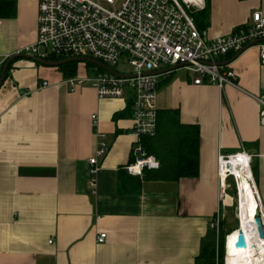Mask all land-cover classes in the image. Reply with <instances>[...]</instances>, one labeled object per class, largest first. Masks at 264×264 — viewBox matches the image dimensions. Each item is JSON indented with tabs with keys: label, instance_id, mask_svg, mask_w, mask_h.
Masks as SVG:
<instances>
[{
	"label": "crops",
	"instance_id": "crops-1",
	"mask_svg": "<svg viewBox=\"0 0 264 264\" xmlns=\"http://www.w3.org/2000/svg\"><path fill=\"white\" fill-rule=\"evenodd\" d=\"M209 10L208 35L228 37L264 12V0H209ZM37 16L38 0H16L14 16L0 19L1 55L36 42ZM261 46L219 59L237 75V88L194 85L183 68L160 71L159 111L178 110L182 124L200 129V174L145 181L138 194L118 188L135 159L130 100H100L90 84L73 93L59 67L14 60L0 87V264H197L210 222L226 207L220 154L252 156L264 212V127L250 97L264 90ZM101 70L80 62L76 76L91 79ZM44 81L50 86L40 88ZM93 115L110 147L95 196L88 189ZM102 233L108 237L100 244Z\"/></svg>",
	"mask_w": 264,
	"mask_h": 264
},
{
	"label": "built area",
	"instance_id": "built-area-1",
	"mask_svg": "<svg viewBox=\"0 0 264 264\" xmlns=\"http://www.w3.org/2000/svg\"><path fill=\"white\" fill-rule=\"evenodd\" d=\"M195 7L186 0H38L36 42L17 55L27 54L47 61L87 57L119 73L121 77L102 69L94 78L75 76L67 83L73 93L90 84L100 100H130L134 122L132 135L136 138L135 160L125 171L129 175L142 176L145 169L160 168L156 157L147 155L142 141L157 133L162 69H167L165 74H169L170 68L180 66L190 72L194 85L237 88V75L219 59L242 53L254 43L262 45L264 61V12H255L248 25L238 27L228 37L211 38L207 30L199 29L194 22L192 11ZM10 58L0 54V70ZM120 63L131 67L132 71H118L115 67ZM49 86L44 81L40 88ZM250 97L260 105L259 122L264 127V90ZM92 121L97 146L88 159V189L89 194L95 196L100 160L106 157L110 147L106 134L98 130V116L93 115ZM238 154L218 157L222 204L227 196L228 179L237 182L227 167ZM249 159L252 165V156ZM220 215L219 212L210 222V230L219 231ZM262 221L264 224V218ZM107 237L102 233L97 242L103 244Z\"/></svg>",
	"mask_w": 264,
	"mask_h": 264
},
{
	"label": "trees",
	"instance_id": "trees-1",
	"mask_svg": "<svg viewBox=\"0 0 264 264\" xmlns=\"http://www.w3.org/2000/svg\"><path fill=\"white\" fill-rule=\"evenodd\" d=\"M206 3L202 11L195 9L192 11V18L201 30H206L210 21L209 0H206ZM15 8L16 0H0V19L13 17ZM53 60L62 61L63 59ZM77 65L78 63H69L60 66L59 69L65 79H70L76 76ZM142 145L147 155L155 156L160 162V168L158 170L145 169L142 176L136 177L121 172L118 182L120 193L138 194L145 181H179L181 178L199 176L200 129L198 126L182 124L178 110L159 111L157 133L152 138H144ZM252 173L257 180L258 175L255 168H252ZM216 237V233L210 230L203 241L197 264H217ZM225 252L226 239L221 247L219 264H224Z\"/></svg>",
	"mask_w": 264,
	"mask_h": 264
},
{
	"label": "bare ground",
	"instance_id": "bare-ground-1",
	"mask_svg": "<svg viewBox=\"0 0 264 264\" xmlns=\"http://www.w3.org/2000/svg\"><path fill=\"white\" fill-rule=\"evenodd\" d=\"M186 1L196 6L201 2V0ZM249 160V156L245 153L238 154L227 167L228 171H232V175L237 179L239 184L238 229L242 228L245 232L248 245L245 250L236 249L235 243L237 241L238 229L230 233L226 238L228 264H264V238L260 236L259 227L256 224V218L260 217L261 207ZM227 170L224 167V172ZM245 182L252 184L253 191L242 189ZM253 194L257 197L256 200L253 199Z\"/></svg>",
	"mask_w": 264,
	"mask_h": 264
},
{
	"label": "rangeland",
	"instance_id": "rangeland-1",
	"mask_svg": "<svg viewBox=\"0 0 264 264\" xmlns=\"http://www.w3.org/2000/svg\"><path fill=\"white\" fill-rule=\"evenodd\" d=\"M118 71L121 72H131L132 69L126 64L120 63L118 66L115 67ZM238 182V181H237ZM233 178H229L227 181V196L225 199L226 207L221 212V222L219 231L216 232V254H217V261L216 263L219 264L221 260V247L227 236L232 233L234 230L238 229L239 227V219H238V210H239V202H238V194H239V184ZM242 189H247L249 191L252 190V184L250 182H245V185ZM248 193V192H247ZM253 199H257V197L253 194ZM260 203V200H259ZM261 207V205H260ZM260 218H264V212L261 207ZM220 240V241H219ZM227 252V251H226ZM226 252L224 255V264L225 260L228 264V259L226 258Z\"/></svg>",
	"mask_w": 264,
	"mask_h": 264
},
{
	"label": "water",
	"instance_id": "water-1",
	"mask_svg": "<svg viewBox=\"0 0 264 264\" xmlns=\"http://www.w3.org/2000/svg\"><path fill=\"white\" fill-rule=\"evenodd\" d=\"M254 45L255 44L253 43L248 48H250V47H252ZM240 54L241 53H238L236 56L238 57ZM18 58H26V59H29V60H33L36 63L41 64L43 66H47V67H60V66H63V65L69 64V63L85 62V63H89V64H92V65H95V66L103 69L106 72H109L111 74H114L116 76H120L121 77V75L119 73H117L114 69H112V68H110V67H108V66H106V65H104V64H102V63H100L98 61H95V60H93L91 58H87V57H75V58L65 59V60H62V61H47V60H43V59H40V58H37V57H33V56H30V55H27V54H21V55H15V56L11 57L5 63V65L3 66L2 73H1V79H0V87L3 85V83H4L5 79H6V74H7V70L9 68V66L11 65V63L14 60H16ZM181 68L182 67L177 66V67H172L169 70L170 71H175V70L181 69ZM256 224L259 227L260 236L262 238H264V227H263L264 224H263L262 218L257 217L256 218ZM235 247H236V249H244V250L247 249V247H248L246 236H245V232L243 231L242 228L238 229V236H237V241L235 243ZM226 255H227V252H226Z\"/></svg>",
	"mask_w": 264,
	"mask_h": 264
}]
</instances>
